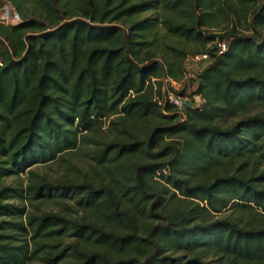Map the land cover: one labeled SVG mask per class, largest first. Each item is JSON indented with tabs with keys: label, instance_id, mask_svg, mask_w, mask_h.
<instances>
[{
	"label": "trees",
	"instance_id": "16d2710c",
	"mask_svg": "<svg viewBox=\"0 0 264 264\" xmlns=\"http://www.w3.org/2000/svg\"><path fill=\"white\" fill-rule=\"evenodd\" d=\"M10 3L0 264H264V0Z\"/></svg>",
	"mask_w": 264,
	"mask_h": 264
},
{
	"label": "rangeland",
	"instance_id": "374dc122",
	"mask_svg": "<svg viewBox=\"0 0 264 264\" xmlns=\"http://www.w3.org/2000/svg\"><path fill=\"white\" fill-rule=\"evenodd\" d=\"M0 1L4 2V0H0ZM5 2L8 5V8L15 9L11 5L10 0H5ZM21 19H22L21 15L19 14V17L16 19V22L18 20L20 21ZM3 20L6 21L5 23H12L11 20H8V19H3ZM206 63H207V61L195 59L193 57H188L187 60L185 61L186 68H187L186 75L180 81H175V80L172 79V81H173L172 84H173V88H174L172 90L173 91H176V90L180 91L181 89H183L185 87L187 94H189V92H192V90H194V88L196 87V82L194 80V76L199 71V69ZM179 95H182L183 97H186V100H188V101L190 99H192L190 94H189V96L183 95V94H179ZM201 101H202V98L199 95H194V101H193L194 105L199 104ZM81 158L82 157L75 156V158L74 159L72 158V159H73V161H75L76 164H78L80 166H83V168H85L86 167V163ZM36 169L39 172L47 174V176H50V177H57L59 175L67 173L69 171V170H67L65 164H58V163H53V164H49V165H36ZM72 172L73 173H77L75 171H72ZM24 175H25V172H20L19 176H21V177H17V180H20L22 178L23 182H25ZM26 206H27V208L31 209L30 206H28V205H26ZM221 213L224 214V213H226V211H221ZM34 264H37V263H34Z\"/></svg>",
	"mask_w": 264,
	"mask_h": 264
},
{
	"label": "built area",
	"instance_id": "2783aa9c",
	"mask_svg": "<svg viewBox=\"0 0 264 264\" xmlns=\"http://www.w3.org/2000/svg\"><path fill=\"white\" fill-rule=\"evenodd\" d=\"M19 17L18 12L13 8H8V5L6 4L5 0L4 2H0V21L6 22L3 19L11 20L12 23L16 22V19ZM19 21V20H18ZM218 48V53L222 52L226 48L225 42H219L215 45ZM209 57L208 53H201L196 54L193 58L199 59V60H206ZM165 82H169L170 85L173 86L172 79L166 78ZM165 99L172 103L175 107L179 109H183L185 107V101L186 97H183L182 95H179L175 91H173L171 88H169L167 85L165 86Z\"/></svg>",
	"mask_w": 264,
	"mask_h": 264
},
{
	"label": "water",
	"instance_id": "95a60500",
	"mask_svg": "<svg viewBox=\"0 0 264 264\" xmlns=\"http://www.w3.org/2000/svg\"><path fill=\"white\" fill-rule=\"evenodd\" d=\"M211 52H213V50L211 49Z\"/></svg>",
	"mask_w": 264,
	"mask_h": 264
}]
</instances>
